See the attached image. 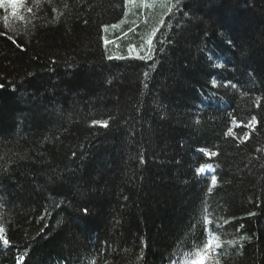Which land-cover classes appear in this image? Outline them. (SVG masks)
<instances>
[{"label":"trees","instance_id":"16d2710c","mask_svg":"<svg viewBox=\"0 0 264 264\" xmlns=\"http://www.w3.org/2000/svg\"><path fill=\"white\" fill-rule=\"evenodd\" d=\"M18 3L0 264H264V0Z\"/></svg>","mask_w":264,"mask_h":264},{"label":"snow or ice","instance_id":"6c2138e0","mask_svg":"<svg viewBox=\"0 0 264 264\" xmlns=\"http://www.w3.org/2000/svg\"><path fill=\"white\" fill-rule=\"evenodd\" d=\"M9 3L11 4V7L13 8V15H16V9L20 6V4L18 3V0H9ZM150 46L152 44V40L149 39L148 42H147ZM102 126H107L106 124L102 125ZM230 134V133H229ZM201 151H205L203 149H201ZM205 155L209 156V158H211V156H214L216 155V153H209V152H206L205 151ZM211 172L212 169L209 165H204V166H201L198 170H197V174L200 175V174H204L205 172ZM211 183L213 185H215L217 183V177L215 175H212L211 176ZM84 213L85 215H87L88 213V210L87 209H84ZM207 223H211V221H206ZM0 231H2V229H0ZM215 239V237L213 238H209L203 249L202 250H198L196 255L198 257V259L194 260L193 261V264H209V259L210 257L213 255L212 253V247H213V240ZM4 244H8V241L7 240H4L3 241ZM217 247H219V244L216 245ZM24 257H20V261L23 260Z\"/></svg>","mask_w":264,"mask_h":264},{"label":"rangeland","instance_id":"374dc122","mask_svg":"<svg viewBox=\"0 0 264 264\" xmlns=\"http://www.w3.org/2000/svg\"><path fill=\"white\" fill-rule=\"evenodd\" d=\"M217 64L220 65V62H217ZM250 121H251V120H250ZM254 126H256V120H252V121L248 124V128H249V129L254 128ZM206 173H210V172H207V171H206Z\"/></svg>","mask_w":264,"mask_h":264}]
</instances>
